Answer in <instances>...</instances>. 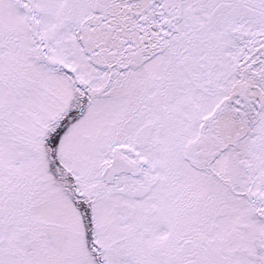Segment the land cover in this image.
Returning <instances> with one entry per match:
<instances>
[{
  "label": "snow or ice",
  "instance_id": "1",
  "mask_svg": "<svg viewBox=\"0 0 264 264\" xmlns=\"http://www.w3.org/2000/svg\"><path fill=\"white\" fill-rule=\"evenodd\" d=\"M0 264H264V0H0Z\"/></svg>",
  "mask_w": 264,
  "mask_h": 264
}]
</instances>
